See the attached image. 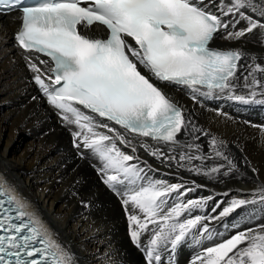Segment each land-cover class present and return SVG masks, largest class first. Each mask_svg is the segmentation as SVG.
Listing matches in <instances>:
<instances>
[{
	"label": "snow or ice",
	"instance_id": "obj_1",
	"mask_svg": "<svg viewBox=\"0 0 264 264\" xmlns=\"http://www.w3.org/2000/svg\"><path fill=\"white\" fill-rule=\"evenodd\" d=\"M3 21H19L29 82L105 189L80 203L115 197L125 212L127 244H107L104 264H179L184 249L190 264H264V173L220 130L264 142V119L241 118L264 113V0H0ZM6 184L0 264H78ZM209 184L226 190L199 194Z\"/></svg>",
	"mask_w": 264,
	"mask_h": 264
},
{
	"label": "bare ground",
	"instance_id": "obj_2",
	"mask_svg": "<svg viewBox=\"0 0 264 264\" xmlns=\"http://www.w3.org/2000/svg\"><path fill=\"white\" fill-rule=\"evenodd\" d=\"M18 27L19 21L0 22V180L7 179L5 187H10L14 195L30 204L27 211L36 212L49 227L55 223L61 239L78 257V264H104V253L109 251L107 244L111 243L114 249L127 244L125 212L115 197L101 195L96 207L80 203L82 200L88 203L93 192L103 193L105 189L94 168L76 156L68 131L50 114L36 86L29 82L30 73L24 67L19 50L12 47V37ZM33 96L37 100H33ZM181 99L191 104L187 98ZM221 107L232 111L229 104L221 103ZM249 115L253 122L264 119V113L255 111L244 113L241 118L247 119ZM209 119L215 118L211 113L202 114L205 126ZM217 127L220 126L212 125L214 131ZM220 130L243 148L240 153L234 147L238 156H247L264 173V142L255 128L220 127ZM92 164L96 165V161ZM163 171L165 169L161 168ZM260 178L264 180V174ZM229 186L254 187L238 181L229 182ZM212 187L218 192L226 190L223 185L209 184V188L199 194L208 195ZM193 254L190 249L182 250L179 264H190ZM122 255L118 252L111 258L118 261ZM142 256L137 253V264H145Z\"/></svg>",
	"mask_w": 264,
	"mask_h": 264
}]
</instances>
